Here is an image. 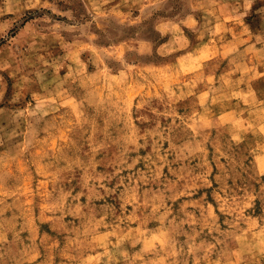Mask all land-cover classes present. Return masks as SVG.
I'll use <instances>...</instances> for the list:
<instances>
[{"label":"rangeland","instance_id":"374dc122","mask_svg":"<svg viewBox=\"0 0 264 264\" xmlns=\"http://www.w3.org/2000/svg\"><path fill=\"white\" fill-rule=\"evenodd\" d=\"M0 264H264V0H0Z\"/></svg>","mask_w":264,"mask_h":264},{"label":"crops","instance_id":"0c3cea01","mask_svg":"<svg viewBox=\"0 0 264 264\" xmlns=\"http://www.w3.org/2000/svg\"><path fill=\"white\" fill-rule=\"evenodd\" d=\"M188 21H189V16H188V18H186V19L184 20V24L188 23Z\"/></svg>","mask_w":264,"mask_h":264}]
</instances>
